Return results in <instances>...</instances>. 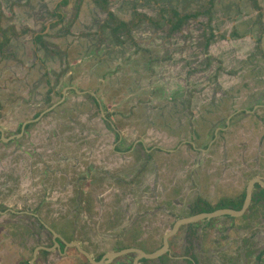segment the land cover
Instances as JSON below:
<instances>
[{
    "label": "flooded vegetation",
    "instance_id": "flooded-vegetation-1",
    "mask_svg": "<svg viewBox=\"0 0 264 264\" xmlns=\"http://www.w3.org/2000/svg\"><path fill=\"white\" fill-rule=\"evenodd\" d=\"M258 52H263L261 46ZM262 59L238 62L229 78L215 75L200 83L194 77L191 91L181 92L174 101L190 111L189 128L194 129V123L218 124L206 146L197 144L202 139L198 133L186 143L196 157L186 149L182 155L177 149L165 152L159 144L147 148L140 140L128 146L121 138L113 143V154L105 155L102 136L93 135L97 144L87 149L82 171H49L45 179H37L46 188L31 192L22 187L20 175L15 177H20L17 186L0 188V264H30L40 247L50 251L41 250L35 264H91L77 244L96 262L131 250L112 264H135L138 258V264H264V188L258 182L242 217L182 226L169 240V253L143 256L161 250L179 220L219 210L243 211L249 184L264 183V54ZM215 71L222 73V68ZM89 93L100 121L112 128L114 117L104 112V119L97 94ZM224 133L227 144L221 145V154L205 156ZM115 134L120 135L117 130ZM176 174L191 179L183 185ZM228 177L235 183L226 181ZM54 178L57 186L50 187ZM104 233L113 242L111 251L103 250Z\"/></svg>",
    "mask_w": 264,
    "mask_h": 264
},
{
    "label": "crops",
    "instance_id": "crops-1",
    "mask_svg": "<svg viewBox=\"0 0 264 264\" xmlns=\"http://www.w3.org/2000/svg\"><path fill=\"white\" fill-rule=\"evenodd\" d=\"M177 12L182 18L173 16ZM260 46L263 52H258ZM263 54L264 0H0V129L4 139L9 138L8 129L35 119L39 121L31 125L42 124L66 108L72 95L84 98L90 92L97 94L105 114L106 105L117 116L114 128L105 130L114 134L113 143L120 138L125 142L126 132L157 131L163 141L157 146L165 152L177 149L182 155L186 149L196 157L186 143L198 133L202 139L197 144L206 146L218 124L194 123L188 132L185 119L190 111H177L181 105L174 101L181 92L191 91L192 78L202 83L205 77L219 76L215 70L220 63L218 67L227 69L223 77L229 78L238 62H262ZM183 120L185 128L177 126ZM225 139L221 134L205 156L221 154ZM9 143L0 134V146ZM90 148L86 144L84 151L88 154ZM106 148L103 144L102 152ZM5 171L0 165V188L9 184ZM17 172L24 190L31 192L41 189L37 179H45L49 171ZM176 177L183 185L191 179L189 174ZM107 235L104 244H113Z\"/></svg>",
    "mask_w": 264,
    "mask_h": 264
},
{
    "label": "rangeland",
    "instance_id": "rangeland-1",
    "mask_svg": "<svg viewBox=\"0 0 264 264\" xmlns=\"http://www.w3.org/2000/svg\"><path fill=\"white\" fill-rule=\"evenodd\" d=\"M178 13L179 12H177V14L174 13L173 16L182 18L181 14ZM174 22L175 25H179L180 23V21L178 22L177 19H175ZM184 24L186 23L183 22L182 25ZM177 32H181V29ZM225 70L227 69L222 68V73L220 74V76H223V74L226 73ZM202 88L203 86L200 87V89ZM204 90L205 89H203V91ZM142 103V101H139L138 105H141ZM145 106L146 104L144 102V107ZM104 107L105 111L107 112L106 116L109 118L111 116L115 117L114 120H116L117 116L109 112L106 105ZM85 109H89V111L85 113ZM179 110H181V108L177 111ZM81 111H83V113H81ZM72 113H74L73 117L71 115ZM25 116L27 117L29 115L25 114ZM73 118H76V121H74ZM186 118V121L191 120V118L188 116H186ZM87 119L88 121H86ZM119 122L120 121H117V123L120 125L119 127H121V124ZM184 122L185 121L183 120V123L181 125L177 124V126H182L183 128H185ZM73 123H75L76 125H72ZM98 123L102 124V131L100 130V126H97ZM16 127L17 128L13 130L8 129L5 134L8 137L19 134L20 128L18 126ZM124 127L125 126H122L121 128ZM156 127L159 126L157 125ZM191 127L193 128L192 123ZM107 128L108 126H106V123L103 120L102 122L100 121L98 108L91 98L87 96H85L84 98H78V96L72 95L70 97V102L66 106V108H64L63 110H59L55 116L49 119L47 118L42 124L37 123L35 125H31L29 129L26 130L22 139L11 142L4 146H0V160L2 157H5L3 159L4 163H0V165H3L4 170H6L5 172L9 173V175L7 174L9 176V185L14 187L18 185L17 183L19 182V178L15 177L19 176L17 174V171L23 170V168H31L34 170H38L40 168L41 170L44 169V171H82V161L87 154L86 151H84L86 144H90V147L96 146L97 144V136L94 137L93 135H100V133L102 132V146L103 144H105L108 148H106V152L103 151L102 153L110 154V151L113 148L112 140L115 138V136L110 131L106 133L105 130H110L109 128ZM190 129L191 128L186 126V130L188 132ZM124 131L126 130H123V132ZM151 133L152 134H148L146 130L142 129L138 130L137 133L126 132L123 136L124 139L129 141L126 143V145L128 146H130L135 140L139 139L146 141V144L148 145L147 148H150L151 146L157 144H161L163 142L159 137V132L152 131ZM87 137L91 139L89 143L83 141ZM69 143H71L72 145H70ZM128 146L124 145L122 148H128ZM109 147L112 148L109 149ZM61 154H65L66 157L63 158ZM13 177L14 179H11ZM52 180L54 183L48 185L50 187L57 186V179L54 178ZM42 188H46L45 184H42ZM112 247L113 244H104L103 250L111 251Z\"/></svg>",
    "mask_w": 264,
    "mask_h": 264
},
{
    "label": "water",
    "instance_id": "water-1",
    "mask_svg": "<svg viewBox=\"0 0 264 264\" xmlns=\"http://www.w3.org/2000/svg\"><path fill=\"white\" fill-rule=\"evenodd\" d=\"M72 89L76 91V89H74V88H72ZM93 96H95V95H93ZM57 106H53L52 108H50V110H48V112L52 111ZM102 116L105 119V114H104L103 111H102ZM38 121H39V119H35V120L28 121V122L24 123L19 135L11 136V137L5 138V139H4V131L2 129H0V134L3 136V142L8 143V142H11V141H14V140L22 138L24 136L25 132H26V128L29 125L34 124V123H36ZM256 182H258L264 188V183L259 181V180H253L249 184L248 191H247V198H246V202H245V208H244L243 211L236 212V211H233V210H219V211H215L213 213L201 214V215L195 216L193 218L179 220L177 223L174 224V227H173L172 231L168 235H166L165 241H164V247L161 250H159L158 252L154 253V254H150V255L143 254L144 258L145 259H153V258H158L159 256H161L164 253H166V254L169 253L170 252L168 250L169 240L177 234L178 230L182 226H185V225H188V224H192V223L201 222V221H206V220L207 221H211L213 219L221 218L223 216H230L233 219L242 217L245 214V212L247 211L249 205L251 204L252 190H253V187H254ZM77 248L89 260V262L91 264H112L113 260H115L116 258H121V257L131 253V250H126V251H123V252H120V253L108 254L102 260H100V262H96L91 257V255L88 252L82 250V248L78 244H77ZM41 250L50 251L49 249H47L45 247L38 248L36 250V252L34 254V258H33V260L31 261L30 264H35V261H36V259L38 257V253ZM139 260H140V258H138L136 260L135 264H138Z\"/></svg>",
    "mask_w": 264,
    "mask_h": 264
},
{
    "label": "trees",
    "instance_id": "trees-1",
    "mask_svg": "<svg viewBox=\"0 0 264 264\" xmlns=\"http://www.w3.org/2000/svg\"><path fill=\"white\" fill-rule=\"evenodd\" d=\"M107 3V0H104V4H106Z\"/></svg>",
    "mask_w": 264,
    "mask_h": 264
}]
</instances>
